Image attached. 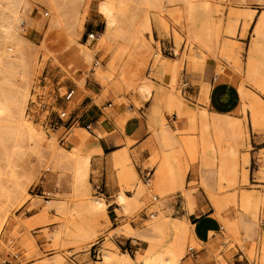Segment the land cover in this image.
<instances>
[{"label":"bare ground","instance_id":"1","mask_svg":"<svg viewBox=\"0 0 264 264\" xmlns=\"http://www.w3.org/2000/svg\"><path fill=\"white\" fill-rule=\"evenodd\" d=\"M51 10V17L39 21L33 16V0H0V119L3 122L4 139L11 142L6 149V159L11 162L7 173L14 171V164L21 153L26 151L27 142L41 152L50 151L57 164L72 167L70 180L72 192L78 201L69 204L56 199L47 202L46 211L55 209L67 222L61 226L59 235L68 243L81 245L94 243L102 231L100 219L108 215L105 195L91 194V174L99 176L103 150L99 143L102 133L94 128L84 129V137L75 129L70 140L75 146L61 150L56 134L46 136L28 118V106L34 89L33 69L39 66L37 57L44 53L43 61L51 60V68H60L79 88H84L92 76L103 91L114 90L116 94L129 93L133 88L151 101L147 118L152 134L159 130L173 133L171 147H159L150 142L148 148L130 153V145L115 152L107 161V175L110 183H119L123 189L117 196V203L127 212L133 213L143 200L151 195L153 207L159 214L147 221L145 229H136L126 223L121 229L129 237L138 235L146 244L145 253L133 258L129 253L117 255L105 250L97 264H184L189 244L201 246L195 233V225L189 217L171 219L167 213L172 210L170 196L177 189L183 192L189 213L195 211L192 193L186 188V177L190 170L187 161H200L215 181V188L209 191L213 208L222 224V245L231 240L240 242L242 234L255 240L259 221L264 211V192L242 189L249 182L244 171L249 161L242 155L247 145L248 134L243 122L230 113L209 112L187 105L177 97L182 52L176 49V58L156 54V66L150 69L154 33H175L180 44L193 49L202 48L218 59L222 68L229 65L244 80L238 88L242 105L238 111L248 114L254 127L264 122V10L240 8L238 3H252L264 6V0H45ZM215 1V3H214ZM230 1L229 9L223 8ZM98 3V12L105 21L96 46L86 47L81 43L91 8ZM180 8L169 9V6ZM222 9H226V13ZM257 13H259L257 17ZM49 15V14H48ZM255 25L250 33V26ZM176 26V27H174ZM27 27L45 32L38 49L25 37ZM252 36L244 51L234 42L239 35L242 41ZM128 40L129 45H122ZM118 48L109 67L93 66L94 54L103 47ZM171 68V78L164 83V76ZM219 70L217 74L219 75ZM79 72H83L79 76ZM153 76V80L150 78ZM77 78V79H76ZM76 79V82H75ZM157 80V81H155ZM251 85L259 94L252 93ZM121 93V94H120ZM123 104L112 105L111 114L116 126L102 117L100 124L109 131L114 127L124 128L134 112L129 110L117 114ZM114 110V111H113ZM190 112L194 121L183 118ZM169 114L180 119L182 124L191 126L190 131L168 129ZM149 152L145 169L154 171L153 178L141 182L135 162ZM95 160L96 167L92 162ZM264 174V169H263ZM133 191V196L128 192ZM27 190L22 188L21 195ZM58 196H56L57 198ZM4 225L0 222V238ZM29 245L33 243L30 241ZM193 248V247H190ZM190 251V250H189ZM191 254V253H189ZM62 257L43 261L41 264L62 263Z\"/></svg>","mask_w":264,"mask_h":264},{"label":"rangeland","instance_id":"2","mask_svg":"<svg viewBox=\"0 0 264 264\" xmlns=\"http://www.w3.org/2000/svg\"><path fill=\"white\" fill-rule=\"evenodd\" d=\"M32 3L33 16L37 20L44 21L51 17V10L45 0H33ZM223 5V8L229 9L232 3L228 1ZM237 6L240 8H257L259 12L264 10V6L259 7L246 2H240ZM180 7L177 4L169 6V9ZM226 9H222L224 14ZM46 13L49 15L46 16ZM258 15L259 13H257V17ZM254 25L255 20L250 26V33ZM104 29L105 21L98 12V3L96 2L91 8L81 43L88 47L89 41H92L89 40L88 35L94 33L96 40L89 46L93 48L97 44L99 34ZM44 35V31L32 27L26 28L25 37L32 41L35 49H38L41 45ZM154 38L156 42L153 41L154 49L150 56V69L154 70L156 66V54L176 58V49L179 48V51L182 52L183 61L180 66L177 97L189 106L197 109L206 108L200 97L194 92L197 86L190 80L191 68L197 55L200 53L205 54V51L202 48L193 49L180 44L175 39L174 32L171 34L170 32L156 31ZM240 38L242 39L241 35L236 37L234 42L245 51L250 40H252V36L248 34L246 41H242ZM120 43L129 45L128 40H121ZM118 48L122 49L121 45L116 48L105 46L96 52L93 66L103 65L109 67L115 59ZM207 56L214 59L212 61L215 63V69H220L219 81H231L237 86L232 93H228L223 89L217 98V103H214V100L213 103L216 111L230 113L231 117L238 118L246 127L247 145L242 149L241 154L245 155L249 161L245 164V167H248L244 169L248 173L249 182L246 186H240V188L264 192V122L258 127H254L253 123L251 124L252 119L249 115L238 111L242 105L238 85L244 80L243 75L227 64H224L222 68L219 65L221 64L220 61L214 58L212 54L207 53ZM37 59L39 66L33 69L34 89L31 92L32 98L28 106V118L46 136L56 134L59 138L61 150L69 151L75 146V143L70 140L73 130L83 129L79 131V135L81 138L84 137L85 131L82 126L74 128L65 137L67 129L59 117V114L64 110L75 115L86 110V105H82V101H79L80 91L86 92L93 98V104L89 107L91 117L94 116L92 114L94 107L100 109V111L104 110L103 113L108 115L112 112L109 110L112 105L122 103V108L116 110L117 114L125 113L133 108L134 112L128 120L139 117L148 121L147 112L151 101L147 100L138 89L133 88L129 93H120L119 97L114 90L110 89L104 92L99 82H96L92 76L88 79L84 88H79L60 68L52 69L51 60L42 62L44 53H39ZM81 74L83 72H79V76ZM170 76L171 68L166 73L167 83ZM150 79L153 80V76ZM247 86L252 93L259 94L251 85ZM205 87L207 86L203 84L202 88ZM209 87L211 88V86ZM70 90L75 91L74 98L71 101H66L65 95ZM217 90L218 88L214 90L213 95ZM237 106L238 108L235 110ZM206 109L209 112L215 111L208 107ZM187 114L194 121V116L190 112ZM110 117L114 120L113 116ZM173 119H175V116L169 114V122ZM4 138L3 122L0 119V222L4 225L0 238V264H41L43 261L52 260L56 257H62L63 262L60 264H97L102 260L105 250H110L117 255L129 253L133 258L136 257L137 253L146 252V244L138 235L132 237L135 240L138 239L139 243L130 247V244L126 241L129 236L124 233L121 226L129 223L136 229H145L147 221L153 219V215L159 214V210L153 207L155 201L151 195L148 200H143L140 207L134 210L133 213H129L117 203V196L123 187L116 183L118 190L115 195L112 197L105 196V200L109 205L108 215L100 219L102 231L97 240L94 243L81 245L70 244L59 235L61 226L66 224L67 219L55 209L52 211H46V209L48 207L47 202L50 200L65 201L70 205L78 201V196L72 192L70 184L73 173L72 167L67 164H57L52 152H41L33 145L31 146L30 142H27L26 151L17 158L14 171L9 175L7 173L8 166L12 164L6 159L5 151L10 149L11 142ZM149 155V152H145L141 155V161L135 162L138 176L144 184L148 183L154 175L152 169H145V162ZM187 163L190 165V170L187 173L185 185L187 190L192 193L195 211L189 213L183 192L177 189L176 193L170 196L172 210L167 215L171 219L189 217L190 222L193 224L198 223L200 220L203 221L209 216L218 219L209 194V191L215 188V181L211 179L207 168H204L200 161H187ZM98 175L103 176L101 173ZM99 176L92 173L90 177L91 194L94 196L102 194L101 190H98V187L93 184V182L98 183ZM98 185L101 188L103 187V184ZM22 188L27 190L25 195H21ZM127 195L133 196V191L128 192ZM56 196L58 197L56 198ZM111 212L114 213L115 219L112 218ZM220 226H222L221 222ZM201 227H205L204 230L209 232L213 230V226H208L206 223ZM218 235V242L208 247L203 246V244L199 247L189 244L186 248L188 256L184 259V264H264V211L260 217L258 235L255 240L248 239L242 234L240 242L231 240L227 246H223L221 229ZM30 241L33 243L32 246L29 245ZM190 247L196 250L194 255L189 254Z\"/></svg>","mask_w":264,"mask_h":264},{"label":"crops","instance_id":"3","mask_svg":"<svg viewBox=\"0 0 264 264\" xmlns=\"http://www.w3.org/2000/svg\"><path fill=\"white\" fill-rule=\"evenodd\" d=\"M214 60L210 56H203V54H198L195 62L191 68L190 80L191 82L197 86V89L194 92L200 97L202 103H204L205 107L215 110L214 103H217V98L220 93L226 90L228 93H232L233 89H236L237 86L233 84L231 81H219L220 77L217 74V70L215 69ZM166 75L164 76V83L166 82ZM171 78V76H170ZM169 78V81H170ZM205 84L207 87L202 88V85ZM211 86V88L209 87ZM218 88L217 92L213 95L214 90ZM191 89H193L191 87ZM90 92H93L91 89H88ZM238 90V89H237ZM239 92V91H238ZM213 95V96H212ZM214 100V103H213ZM79 101H82V105H86V109L93 104L92 96L88 95L84 91L79 92ZM239 105V104H238ZM238 106L235 108V110ZM133 110V108H132ZM233 110V111H235ZM104 110H101L94 107L92 109V117L94 119L93 128H97L101 131L102 136L100 137L99 143L103 150V154L97 156L102 161V168L100 173L103 175L99 176L98 183L96 185L98 188H101L98 184H103L102 186V194L109 195L112 197L115 195L118 190V186L116 182L110 183L107 175V161L108 159L117 151L127 147L129 145V141H134L135 143L130 145V153L134 154L137 150H142L143 148H148L150 142L159 147H171L173 141V133H170L168 130H159L157 135L151 133L148 121L146 119H141L139 117H134L128 120L124 126V128L114 127V130L109 131L107 127H103L100 124V120L102 117H105L109 124L112 126H116L115 121L112 118L107 117L104 113ZM216 111V110H215ZM232 111V112H233ZM189 114H185L182 116L183 118H189ZM182 119L175 117V119L171 120L168 129L175 130H185L190 131L191 126H185L181 124ZM190 119V118H189ZM147 152V151H145ZM93 166L96 167L95 160L92 162ZM113 212V211H112ZM111 212V213H112ZM112 218L115 219L114 213H112ZM206 223L208 226H213L212 231L204 230L201 226ZM195 225V233L200 242H202L203 246L208 247L210 245H214L219 240L218 233L220 229L222 231V226H220V222L217 218L213 216L206 217L203 221H199ZM117 229V228H116ZM127 243L130 244V247L136 246L139 243L138 239H134L133 237L126 238Z\"/></svg>","mask_w":264,"mask_h":264},{"label":"built area","instance_id":"4","mask_svg":"<svg viewBox=\"0 0 264 264\" xmlns=\"http://www.w3.org/2000/svg\"><path fill=\"white\" fill-rule=\"evenodd\" d=\"M46 16H48V13H46ZM88 37L89 40H92V42L96 40V35L94 33H90ZM74 95H75L74 90L68 91L65 95L66 101H71L74 98ZM59 117L60 120L65 124V127L67 129V133L65 137H67L70 134V132L76 127L82 126V128H84L86 131L89 132H92L94 129L93 128L94 119L89 114V109H86L85 111L81 112L78 115L70 114L64 110L59 114ZM98 190H101L102 192L101 188H98ZM189 250L191 255H194V253L196 252L194 248H190Z\"/></svg>","mask_w":264,"mask_h":264}]
</instances>
